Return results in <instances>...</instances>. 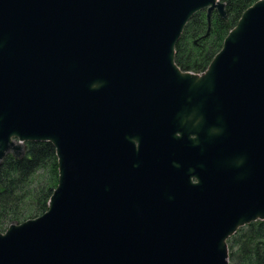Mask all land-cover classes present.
I'll list each match as a JSON object with an SVG mask.
<instances>
[{
  "label": "water",
  "instance_id": "obj_1",
  "mask_svg": "<svg viewBox=\"0 0 264 264\" xmlns=\"http://www.w3.org/2000/svg\"><path fill=\"white\" fill-rule=\"evenodd\" d=\"M222 0H0V163L50 141L48 210L0 264H231L264 220V0L202 73L176 46Z\"/></svg>",
  "mask_w": 264,
  "mask_h": 264
},
{
  "label": "trees",
  "instance_id": "obj_2",
  "mask_svg": "<svg viewBox=\"0 0 264 264\" xmlns=\"http://www.w3.org/2000/svg\"><path fill=\"white\" fill-rule=\"evenodd\" d=\"M227 19L216 11L194 14L176 46L175 61L184 71L204 72L221 50L229 31L257 0H222ZM59 182L56 147L50 141L27 142L24 154H8L0 163V231L45 213ZM231 264H264V220L241 227L228 239Z\"/></svg>",
  "mask_w": 264,
  "mask_h": 264
}]
</instances>
